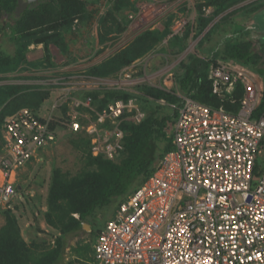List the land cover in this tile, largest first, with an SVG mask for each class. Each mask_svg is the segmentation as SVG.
<instances>
[{
	"label": "built area",
	"instance_id": "obj_1",
	"mask_svg": "<svg viewBox=\"0 0 264 264\" xmlns=\"http://www.w3.org/2000/svg\"><path fill=\"white\" fill-rule=\"evenodd\" d=\"M158 13L153 3L141 6L142 20ZM184 27L182 18L175 19L172 34ZM131 67L118 74L123 81L57 64L28 68L35 82L27 85L48 91L51 102L46 115L42 107L22 108L4 120L0 209L10 208L16 197L18 173L67 135L85 136L92 157L116 160L125 138L121 125L140 124L145 113L133 97L98 110L87 94L108 89L137 94L125 89ZM208 79L220 98L241 85L238 111L178 95L172 149L101 228L93 244L97 264H264V110L253 117L263 81L246 66L225 60L210 66Z\"/></svg>",
	"mask_w": 264,
	"mask_h": 264
},
{
	"label": "trees",
	"instance_id": "obj_2",
	"mask_svg": "<svg viewBox=\"0 0 264 264\" xmlns=\"http://www.w3.org/2000/svg\"><path fill=\"white\" fill-rule=\"evenodd\" d=\"M231 2V0L198 2L195 6L194 29L188 25L180 35H172L168 39V46L173 53L177 55L185 50V42L191 32H194L193 38L201 36L197 46L202 49L207 41L212 40L217 24L206 30L207 26L214 16L224 12ZM106 5L108 7L105 14L99 18L100 35L97 38L100 44L114 40L107 39V36L122 34L128 26L123 12L130 6V0H107ZM208 6L214 8L210 16L204 13L205 7ZM17 8L18 0H0V34L7 38L0 39V81L6 79V74L20 70L23 65L35 69L53 67L55 64L49 52L50 45L58 48L68 61L67 65L71 64L64 35L72 30L75 20L83 24L97 14L96 10L88 9L86 0H42L28 6L15 17L18 14ZM261 8L256 3L250 7H242L241 10L250 13ZM235 12L226 14L223 21L228 20ZM169 34L168 25L163 30L142 31L128 45L100 62L88 66L84 72L94 77L116 78L123 68L145 57ZM244 35L239 34L237 38L219 42L215 49L209 51L207 57L189 54L178 63L173 73L172 90L139 84L133 89L137 94L124 93L116 89L88 93L98 110L115 100L133 97L145 113V118L140 124L124 122L121 125L125 138L123 150L116 158L118 160L92 157L89 140L85 136L67 135L70 145L81 154L84 168L75 175H69L58 168L51 172L43 217L45 223L57 231L58 235L52 240L53 243L41 240L38 243L31 241L27 244L21 236L17 217L11 208L2 209L0 211L5 223L0 227V264H97L93 244L101 228L113 217L118 206L153 174L158 161L172 149L170 130L178 114L176 107L182 103L178 95L212 108L223 107L231 114L238 111L239 101L243 96L240 84L236 86L231 96L220 98L212 92L208 72L210 66L216 64L218 60L236 61L262 78L263 95L253 115L255 118L259 117L264 110V41L240 39ZM3 40L12 44V51L1 47ZM31 44H42L44 56L39 62L28 64L26 52ZM102 52L103 49H100L96 55ZM28 88L23 85H0V152L3 143L1 127L5 118L22 108L38 111L49 97L48 91L36 88L28 91ZM160 100L168 106L174 105L176 109L172 108L170 113L163 111V106L157 103ZM111 207H114L112 217L104 220L103 226L94 230L93 226L99 222L98 213ZM83 223L90 226L89 241L79 240L74 246L69 247L67 256V237L85 232L82 228Z\"/></svg>",
	"mask_w": 264,
	"mask_h": 264
},
{
	"label": "rangeland",
	"instance_id": "obj_3",
	"mask_svg": "<svg viewBox=\"0 0 264 264\" xmlns=\"http://www.w3.org/2000/svg\"><path fill=\"white\" fill-rule=\"evenodd\" d=\"M36 1L40 0H35L31 3ZM86 1L88 3V9L96 10L97 14L89 22L83 24H81L80 21L77 23L73 22L72 30L64 35L65 39H68L70 47L69 60H72L71 68L73 67L72 69H74H69L70 71L85 70L88 66L100 62V60L107 58L128 45L135 36L142 31L147 29L163 30L167 25L170 29V34L166 36L150 53L131 64L133 67L126 72L129 77L127 78L128 85L125 86V89L128 90H133L139 84H147L149 86L160 85L162 87L164 86L166 90H172L173 73L180 61L186 59L189 54L207 57L209 51L215 49L219 42L227 41L229 38L233 37L237 38V35L239 34H245L240 39H262L264 41V0H231L233 3L231 2L228 4V8L224 12L214 16L207 26L206 30L217 24V27L215 28L216 30L211 37L212 40L207 41L202 49H199L197 43L201 36L193 38L194 32H191L185 42V50L177 55L174 54L168 46V39L173 35L172 23L175 19L182 18L185 21V27L189 25L194 29L196 21L195 6L198 2H203L204 0H130V6L123 12V17L128 21L126 31L122 34L108 35L107 39L114 40L105 41L103 44L98 42L97 36L100 35L99 18L103 17L102 15H104L107 10V0ZM145 3H153L157 9H159V13L150 20L141 19V6ZM256 3L263 9H257L255 12L250 13L246 10H241L242 7H250ZM25 7L26 4L22 5L23 9ZM213 11L214 8L212 6L205 7L204 9L206 16L212 15ZM232 11H236L235 14L229 17L228 20L223 21V17ZM17 16L18 14L15 17ZM94 21H97V27H93ZM94 28H96V30ZM0 39L7 38L0 34ZM3 42L1 46L2 48H6L8 51L13 50L11 43L6 40H3ZM37 47L39 50H37ZM94 47L97 50H95ZM221 47L222 43L219 45V48ZM100 49H103V52L96 55L97 51ZM42 50V44L36 47H33L32 44L28 46L26 55H29V59L27 60L26 58L27 63L31 64L39 62L44 56V52H41ZM53 51L54 49L52 50L49 48V52L52 55V62L55 65L63 64V66H65L68 64V61L63 57H60L61 54L58 51ZM58 55L59 57H57ZM23 67H25V65L16 72L21 75V72L24 71ZM27 71L29 70L27 69ZM16 72H13L12 76L19 78V75L17 76L14 74ZM27 74L28 76L30 75L29 73ZM7 75L8 74L5 75L6 79L0 81V85H23L29 87L27 89L28 91L34 90V86L31 87L27 85L29 80L35 82V79H33L34 77L29 76L31 79L19 83L17 82V78ZM115 79L123 81L124 74L122 73ZM50 102V100H46L41 105L43 110L41 113L42 115L47 114L46 108L49 106ZM160 104L163 106V111L168 113L171 112V106H168L165 103ZM172 132L173 125L170 130V133ZM40 155L41 156L37 157V160L31 162L32 164H28L23 168L26 171L18 173L16 183L18 184V187H20V190L10 204L11 210L17 217L18 225L21 229V236L27 244L31 243V241L38 243L39 241L41 242V240L53 243L52 240L58 235L57 231L51 229L45 223L43 217V209H45L52 170L58 168L69 175H75L84 168V160L82 159L81 154L70 145L67 136ZM262 156L264 157V152ZM113 210L114 207H111L102 213H98L97 217L99 222L93 226V229L96 230L103 226L104 220H108L112 217ZM4 223L5 219L0 211V227L4 225ZM88 233L89 231H85L78 235L67 237V256L69 247L74 246L79 240L84 242L89 241ZM67 256L66 259H68Z\"/></svg>",
	"mask_w": 264,
	"mask_h": 264
},
{
	"label": "crops",
	"instance_id": "obj_4",
	"mask_svg": "<svg viewBox=\"0 0 264 264\" xmlns=\"http://www.w3.org/2000/svg\"><path fill=\"white\" fill-rule=\"evenodd\" d=\"M66 44H67V47H68V50H70V47H69V44H68V39H66ZM39 45H41V44H38V45H34V44H32V46H34V47H36V46H39ZM38 48V47H37ZM50 49H54V51L56 50V51H58L59 53H60V51L58 50V48H56L55 46H53V45H50V47H49ZM94 49H95V47H94ZM37 50H39V48L37 49ZM53 51V52H54ZM41 52H43V50L41 51ZM33 54H34V52H33ZM33 54H30V55H33ZM61 54V53H60ZM42 56V55H41ZM57 57H59V55L57 56ZM60 57H63L62 56V54L60 55ZM26 58H27V60L29 59V55L27 54L26 55ZM64 58V57H63ZM65 59V58H64ZM66 60V59H65ZM101 61V60H100ZM57 66H60V67H62V68H64V69H66V70H69V69H71V70H74V69H72L71 68V64H69V66H67V64L65 65V66H63V64H60V65H57ZM85 68V67H84ZM27 69H28V67H26V65H25V67H23V72H21V75H20V73H18V72H16V73H14V74H16L17 76L19 75V78H17L16 76H12L13 75V73H11V74H8L7 76H10V77H13V78H17L18 79V81L17 82H19V83H22L23 81H25V80H29V79H31V77H29L28 76V71H27ZM22 74H26V75H22ZM22 171H26V170H22ZM45 209H43V211H44Z\"/></svg>",
	"mask_w": 264,
	"mask_h": 264
},
{
	"label": "water",
	"instance_id": "obj_5",
	"mask_svg": "<svg viewBox=\"0 0 264 264\" xmlns=\"http://www.w3.org/2000/svg\"><path fill=\"white\" fill-rule=\"evenodd\" d=\"M26 1V0H25ZM32 1H35V0H27L26 2H24V0H18V15L22 12L23 8H22V5L24 4H28L29 2H32ZM18 189L20 190V187H18ZM82 228L84 231H89L90 232V226L86 223H83L82 224Z\"/></svg>",
	"mask_w": 264,
	"mask_h": 264
},
{
	"label": "flooded vegetation",
	"instance_id": "obj_6",
	"mask_svg": "<svg viewBox=\"0 0 264 264\" xmlns=\"http://www.w3.org/2000/svg\"><path fill=\"white\" fill-rule=\"evenodd\" d=\"M27 1V0H26ZM25 0H24V2H26ZM41 1V0H40ZM40 1H36V2H34V3H31V2H29L27 5H26V7L24 8V9H26L28 6H31V5H34V4H36V3H38V2H40ZM23 9V10H24ZM22 10V11H23Z\"/></svg>",
	"mask_w": 264,
	"mask_h": 264
}]
</instances>
